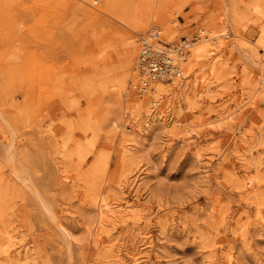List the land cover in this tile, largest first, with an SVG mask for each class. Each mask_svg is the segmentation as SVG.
Here are the masks:
<instances>
[{
	"label": "rangeland",
	"instance_id": "374dc122",
	"mask_svg": "<svg viewBox=\"0 0 264 264\" xmlns=\"http://www.w3.org/2000/svg\"><path fill=\"white\" fill-rule=\"evenodd\" d=\"M154 30L186 72L143 92ZM261 216L264 0H0V264H264Z\"/></svg>",
	"mask_w": 264,
	"mask_h": 264
},
{
	"label": "built area",
	"instance_id": "2783aa9c",
	"mask_svg": "<svg viewBox=\"0 0 264 264\" xmlns=\"http://www.w3.org/2000/svg\"><path fill=\"white\" fill-rule=\"evenodd\" d=\"M189 44L186 40L177 45H170L159 38V31L154 30L142 37L138 51L139 87L146 89L154 81H168L180 78V63Z\"/></svg>",
	"mask_w": 264,
	"mask_h": 264
},
{
	"label": "bare ground",
	"instance_id": "6f19581e",
	"mask_svg": "<svg viewBox=\"0 0 264 264\" xmlns=\"http://www.w3.org/2000/svg\"><path fill=\"white\" fill-rule=\"evenodd\" d=\"M142 26H147V23H145L144 25H142ZM145 28V27H144ZM143 28V29H144ZM200 34H202V32L200 33ZM200 37V36H199ZM204 39V38H203ZM211 40V38L209 39L208 37H205V39L202 41V43L201 44H199L198 46H195V48H194V50H193V60L194 61H191L190 63H189V65H190V67H192V65H197V68L198 69H201L202 67H203V63H201V61L203 60V59H206L207 58V54H208V47H209V45L210 44H208L209 43V41ZM200 42V41H199ZM195 43V42H194ZM194 43H192L191 45H194ZM190 56V55H189ZM191 58V57H190ZM204 61V60H203ZM202 61V62H203ZM184 62V61H183ZM185 62H186V59H185ZM185 62L184 63H180V67H181V69H182V67L184 66V64H185ZM199 64V65H198ZM187 65V64H186ZM194 66H193V68H194ZM138 68V58H137V62H136V69ZM186 68V67H185ZM183 73L184 72H186V71H184V67H183ZM210 71H211V76H213L214 74H216L215 72H214V67H213V65H211L210 66ZM138 75H139V71H138ZM180 79H183V76L181 77V78H172V79H170V80H168V81H166V82H172L173 84L175 83V84H177V83H179V80ZM178 80V81H177ZM215 78L214 77H211V78H209V81L210 82H208V84L210 83V84H213V83H215ZM204 81V80H203ZM156 82V81H155ZM160 82H165V81H160ZM183 82V81H182ZM153 85V84H152ZM154 86V85H153ZM152 86V87H153ZM155 86H157V91L158 92H163L164 90H163V86L162 85H160V83H158V84H156ZM155 86H154V88H155ZM178 86V85H177ZM153 88V89H154ZM178 88V87H177ZM152 89V88H151ZM143 90V92L145 91L144 89H142ZM185 90V89H184ZM154 91H156V89L154 90ZM168 92V91H167ZM155 92H153V94H154ZM166 93V92H165ZM160 94V93H159ZM151 97V96H150ZM154 98V97H153ZM155 99H156V97H155ZM152 104V103H151ZM163 107H164V105H163ZM165 109V108H164ZM163 109V110H164ZM159 113V112H158ZM163 113V112H162ZM229 116V115H228ZM199 150V149H198ZM10 160V159H9ZM254 177V176H253ZM246 180V179H245ZM254 181V180H253ZM257 181V180H256ZM245 182H247V181H245ZM251 182V181H250ZM247 183H249V182H247ZM243 184V183H242ZM249 184H251V183H249ZM248 184V185H249ZM247 185V184H246ZM245 185V186H246ZM244 186V187H245ZM255 186V185H254ZM239 187H241L240 185H239ZM243 187V186H242ZM243 189V188H242ZM255 189V188H254ZM255 191V190H254ZM250 193H251V191H250ZM251 195V194H250ZM253 195V194H252ZM248 197H250L249 195H248ZM254 199V198H253ZM249 200V199H248ZM100 201V200H99ZM96 203V202H95ZM98 204V203H97ZM111 205V204H110ZM108 203H107V201H106V199H105V201L103 200V199H101V202L98 204V214H99V225H98V227H97V231H99V234H101V235H103L102 233H106L105 231H106V227L107 226H109L110 225V223H113V221L119 216V215H121L120 214V205L119 204H114L115 206H110ZM97 208V207H96ZM122 209V208H121ZM127 209V208H126ZM129 209V208H128ZM97 212V211H96ZM126 212V211H125ZM258 213H260V212H258ZM123 216V215H122ZM258 216V215H257ZM260 219L264 222V216L262 217H260ZM259 219V220H260ZM98 224V223H97ZM109 248V247H108ZM4 254V253H3ZM9 255V254H8ZM7 255V256H8ZM19 255V254H18ZM10 256V255H9ZM23 257H24V254H23ZM231 257V256H230ZM10 258V257H9ZM116 258V257H115ZM133 258V257H132ZM135 258V257H134ZM136 258H137V256H136ZM17 259H19V258H17ZM119 259V258H118ZM137 260V259H136ZM136 260H134V261H136ZM228 260V259H227ZM121 262V261H120ZM124 262V261H123ZM136 262H138V261H136ZM228 263H229V261H228ZM232 264V263H231Z\"/></svg>",
	"mask_w": 264,
	"mask_h": 264
}]
</instances>
